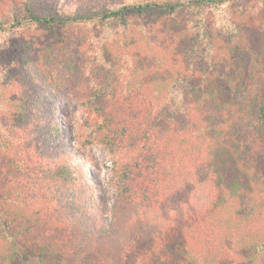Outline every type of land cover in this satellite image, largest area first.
<instances>
[{
  "label": "trees",
  "instance_id": "obj_1",
  "mask_svg": "<svg viewBox=\"0 0 264 264\" xmlns=\"http://www.w3.org/2000/svg\"><path fill=\"white\" fill-rule=\"evenodd\" d=\"M8 1L0 6L12 19L0 18V34L42 28L60 35L88 18L119 21L124 30L103 42L102 62L87 66L83 78L97 136L118 157L112 206L50 142L59 124L38 95L25 47L16 51V68L0 70V157L8 161L0 166V264H222L237 250L264 264V31L249 34V13L232 7L228 47L245 55L240 80L221 82L216 66L208 73L214 81L196 88L188 81L194 71L181 65L186 54H174L180 41L160 45L153 33L193 5L240 0H129L72 17L40 15L46 0H19L20 16ZM219 146L231 148L232 164L199 189L201 168L221 169L212 157Z\"/></svg>",
  "mask_w": 264,
  "mask_h": 264
},
{
  "label": "rangeland",
  "instance_id": "obj_2",
  "mask_svg": "<svg viewBox=\"0 0 264 264\" xmlns=\"http://www.w3.org/2000/svg\"><path fill=\"white\" fill-rule=\"evenodd\" d=\"M3 1L9 2L0 0V3ZM122 2H129V0L105 2L95 0L94 3L84 0H46L41 2L43 4L38 10L40 15L63 14L72 17L78 10L85 12L86 7L89 8L86 10L90 11L98 6L109 8L120 5ZM19 4V0H13L11 6L13 11L11 10V12L22 16L23 12ZM232 7L236 9H232ZM231 9L249 13L246 26V30L250 31L249 34L258 30L264 31L259 28L264 27V0H240L225 8L193 5L190 12L181 10L175 21L170 20L161 29L153 31L154 38L160 45L172 38L180 41L181 47L174 46V54L181 52L186 54V60L184 59V63L181 65L185 69L190 68L194 71V76L188 80L193 88L205 85L208 81H214V79L209 80L208 73L215 71L213 67L216 66H220L222 69L221 72L219 69L217 70L221 82H226L227 79L240 80L241 62L239 59L245 63V55L242 58L234 56L232 48L228 47V42L231 40L230 30L233 26V23L229 21V18L232 17ZM2 11L0 6L1 21L12 19L9 10L4 13ZM92 15L91 12L86 16L91 17ZM96 20V18H88L77 24H71L68 29L62 30L60 35L48 34L42 28L28 31L5 30L0 34V70L6 67L16 68L17 64L22 62V56L20 57L16 51L18 47H25L27 67L30 74H33L36 81L39 82L36 83L40 88L38 95L46 102V106L49 108L48 112L53 110L55 117L52 121L59 124L58 132L50 138V142L59 145V148L68 155L71 164L77 167L81 180L97 192L101 200L112 206L116 188L111 178L118 157L108 150L97 136L96 110L92 109V113L87 111V107L90 105L88 104V93L84 89L86 85H83L85 84L83 78L84 72L87 71L86 67L94 61L100 62L102 59L100 47L103 42L121 34L124 26L119 21L102 24L96 23ZM185 27L187 29L183 31ZM200 33L202 34L201 38L205 40L201 44L195 37ZM210 33H213L211 38L215 47L208 44ZM185 35H187V39L181 43V38ZM213 54L218 56L217 61H214ZM0 124H4V119L1 116ZM29 145V143H25L23 147L26 148ZM216 149H218L215 153L216 156H212L210 151H205V155L206 157L209 155L217 157L221 162V166H219L221 169L206 171L201 168L198 171L200 174L196 176L199 189L207 187L205 181H209V175L217 177L216 181H218L219 172L224 175L232 164L228 161L229 153L227 151L231 148L225 149L223 146H219ZM224 158L227 159L228 167L222 164ZM7 162L6 159L0 157V166L7 167ZM204 176L207 179H202ZM217 186L215 183L214 188ZM110 221L111 213L108 214L105 224L108 225ZM252 258L253 252L250 250H237L222 264H251Z\"/></svg>",
  "mask_w": 264,
  "mask_h": 264
}]
</instances>
